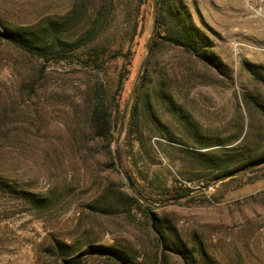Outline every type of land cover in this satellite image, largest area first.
Here are the masks:
<instances>
[{
    "label": "rangeland",
    "instance_id": "1",
    "mask_svg": "<svg viewBox=\"0 0 264 264\" xmlns=\"http://www.w3.org/2000/svg\"><path fill=\"white\" fill-rule=\"evenodd\" d=\"M76 1L0 0V28L64 16ZM104 1L88 0L90 15L78 20L81 30L86 19L99 16ZM106 1L99 18L108 28L94 42L122 46L125 0ZM185 2L215 41L227 74L183 48L161 43L156 65L175 77L172 88L194 114L200 136L179 125L175 131L186 144L171 147L141 114L136 128L144 147L135 140L133 159L138 163L129 159L124 166L132 169L137 185L156 198L151 199L155 203L180 199L177 205L153 206L154 213L182 238L206 248L212 255L209 264H264V170L210 186L223 171L179 149H197L202 138L239 144L244 161L263 155L264 0ZM151 14L124 84V108L147 55L153 5ZM123 68L122 58L99 70L68 58L47 62L8 42L0 48V173L24 187H54L59 192L58 203L46 210L0 195V264H65L64 258L78 254L84 255L85 264H124L114 249L126 252L134 264H189L162 249L149 213L130 200L133 191L120 170L109 167L104 146L90 131L91 107L108 106ZM125 135L126 127L121 142ZM112 149L114 155V142ZM188 188V194L172 198ZM56 240L69 245L67 254L54 247ZM90 244L103 247L90 252Z\"/></svg>",
    "mask_w": 264,
    "mask_h": 264
},
{
    "label": "trees",
    "instance_id": "2",
    "mask_svg": "<svg viewBox=\"0 0 264 264\" xmlns=\"http://www.w3.org/2000/svg\"><path fill=\"white\" fill-rule=\"evenodd\" d=\"M116 1L118 2V0H112V3L114 4ZM87 3L88 0H77L68 14L61 17L49 16L37 24L3 26L0 28V48L5 42H8L47 62L68 58L81 63L84 67L99 70H104L110 60L117 58L124 60V68L119 74L116 91L110 98L108 106L94 104L89 112V128L94 136L93 138L98 139L104 146L109 167L119 171L113 155L112 145L120 130L124 112L121 96L125 81L128 79L131 70L130 66L135 48L139 44V39L149 27L153 0L124 1L123 22L127 24V27L122 29L124 41L122 46L94 42L100 33L108 28V25L103 24L99 18L100 14L107 8L108 3L106 0L103 2L99 10V16L95 21L86 19L85 24L81 26L82 32L78 26V20L82 15L86 17L90 15ZM72 36L75 37L70 40ZM163 42L183 48L206 66L220 73L227 74L221 59L215 52V41L206 30L197 24L185 0H158L157 28L152 44L151 57L145 66L137 93L129 110L130 114L125 121L126 135L121 142L123 164L129 162V159L138 163V160L133 158L135 140L143 146L142 138L137 135L138 129L136 128L141 114L163 136L168 138L167 140L170 142L171 147L178 148L173 143L186 144V141L175 131V128H178L179 125H183L194 135L200 136L194 114L178 99L172 88L175 77L166 69L156 65L158 50ZM198 143L201 146L197 147V149L185 147H179V149L192 154L197 162L204 163L206 167L223 171L221 175L243 170L256 162L264 160L263 153V155L256 157L250 155L244 161L240 157L241 153L237 146L239 144L231 145L227 141L209 143L202 140V138L199 139ZM205 148L210 149L203 150ZM218 151L222 153L215 159L214 154ZM84 159L88 160V158ZM133 165L136 166L135 164ZM126 167L138 190L149 199H156L137 185L134 172L128 166ZM261 170H264V165L247 173H256ZM248 174L230 179L245 177ZM189 192V188L177 191L172 195V198L184 196ZM0 195L20 199L33 210H46L58 203L59 192L54 187L45 191L24 187L16 183L8 175L0 173ZM118 196L120 201L122 197L120 194H116V199ZM105 198L107 199V195H105ZM130 200L149 213L152 227L160 239L162 249L179 254L182 258L189 261V264L210 263L212 255L206 248L199 243H191L182 238L175 227L168 225L161 216L154 213L152 205L143 203L135 194L130 196ZM103 204H106V202ZM96 207L102 208L100 204L96 205ZM106 209L104 207L103 210ZM89 246L90 252H96L103 247L95 244H90ZM54 247L60 250L62 254H67L68 251L66 250L70 248L67 243L60 240L55 241ZM114 252L118 253V256H120L118 259L122 260L124 264H134L131 256L123 250L114 249ZM64 263L85 264L84 255L78 254L71 258H64ZM161 263L163 264V262Z\"/></svg>",
    "mask_w": 264,
    "mask_h": 264
},
{
    "label": "water",
    "instance_id": "3",
    "mask_svg": "<svg viewBox=\"0 0 264 264\" xmlns=\"http://www.w3.org/2000/svg\"><path fill=\"white\" fill-rule=\"evenodd\" d=\"M157 10H158V0H153V30H152L151 35L149 36L148 41H147V55H146L145 61L143 62L142 66H141L140 72H139V74H138V76H137V78H136V80L134 82V85H133L132 90H131V92H130V94L128 96V99H127V102H126V105H125V108H124V112H123L122 119H121L120 130H119V133L117 134V136L115 138V141H114V155H115V161H116L117 167L120 170V172L122 173V175L124 176V178L126 179V181L128 183V186L133 191V193L141 201H143V202H145V203H147L149 205H152L155 208H165V207H168V206H171V205H177L180 202V199L177 198V199L168 200V201H165V202H162V203H155L154 201H152L151 199L146 197L141 191H139L135 187L133 179L131 178L129 172L127 171V169L125 168V166L123 164L122 157H121V152H120V143H121L122 136H123V134L125 132V121H126L129 109L131 107V104H132V102H133V100L135 98V95L137 93L138 86H139V83H140V80H141V77H142V74H143V70H144L145 64L149 61V59L151 57L152 44H153V40H154V37H155L156 28H157ZM262 165H264V160L256 162L255 164H253V165H251V166H249V167H247V168H245L243 170H238V171H232V172H229V173H225V174L219 176L215 181H213L210 186H212V185H214V184H216L218 182H223V181H226V180H228L230 178L243 175V174H245L247 172H250V171L254 170L255 168H258V167H260ZM210 186L200 190V192L207 191Z\"/></svg>",
    "mask_w": 264,
    "mask_h": 264
}]
</instances>
